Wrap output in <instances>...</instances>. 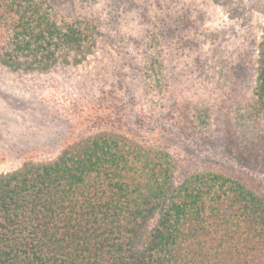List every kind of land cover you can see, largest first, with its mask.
Segmentation results:
<instances>
[{
	"label": "rangeland",
	"instance_id": "rangeland-1",
	"mask_svg": "<svg viewBox=\"0 0 264 264\" xmlns=\"http://www.w3.org/2000/svg\"><path fill=\"white\" fill-rule=\"evenodd\" d=\"M55 2L58 18L94 19L95 43L47 71L0 63V171L114 126L169 152L177 173L241 175L264 196V111H252L264 0Z\"/></svg>",
	"mask_w": 264,
	"mask_h": 264
},
{
	"label": "trees",
	"instance_id": "trees-1",
	"mask_svg": "<svg viewBox=\"0 0 264 264\" xmlns=\"http://www.w3.org/2000/svg\"><path fill=\"white\" fill-rule=\"evenodd\" d=\"M56 6L0 0V63L47 71L91 53L94 19L58 18ZM261 31L254 115L264 111ZM113 128L0 171V264H264V196L243 176L177 173L169 152Z\"/></svg>",
	"mask_w": 264,
	"mask_h": 264
}]
</instances>
